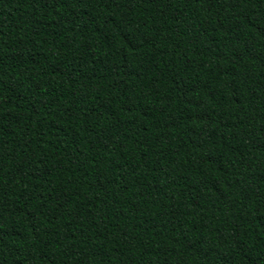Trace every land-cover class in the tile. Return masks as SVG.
I'll return each instance as SVG.
<instances>
[{
    "label": "trees",
    "instance_id": "1",
    "mask_svg": "<svg viewBox=\"0 0 264 264\" xmlns=\"http://www.w3.org/2000/svg\"><path fill=\"white\" fill-rule=\"evenodd\" d=\"M0 264H264V0H0Z\"/></svg>",
    "mask_w": 264,
    "mask_h": 264
}]
</instances>
